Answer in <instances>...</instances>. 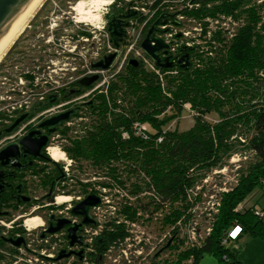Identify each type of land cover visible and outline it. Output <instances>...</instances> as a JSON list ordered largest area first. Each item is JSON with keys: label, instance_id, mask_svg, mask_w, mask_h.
Returning a JSON list of instances; mask_svg holds the SVG:
<instances>
[{"label": "trees", "instance_id": "1", "mask_svg": "<svg viewBox=\"0 0 264 264\" xmlns=\"http://www.w3.org/2000/svg\"><path fill=\"white\" fill-rule=\"evenodd\" d=\"M199 4L198 10L182 12L202 26L197 39L200 44L190 48L182 45L180 50L179 58L188 55L189 68H180L178 58L172 68L162 69L160 79L139 66L127 67L103 92H94L89 104L82 108L74 105L73 117L84 119L78 128L63 126L57 131L75 170L90 180L88 184L81 183L78 175L67 179L80 182L79 193L93 187H110L109 182L92 181L103 176L129 196L149 195L124 206L119 214L130 219L137 212L152 219L160 215L149 225L159 234L169 231L172 241L168 244V239L152 264H197L204 253L225 264H240L235 259L238 252L226 248L229 232L234 227L241 229L233 242L246 234L264 239V213L248 204L255 190L264 191V1L199 0ZM205 19L221 24L216 31H206ZM61 94L55 103H50L53 98L37 103L29 111L28 120L70 98L66 91ZM185 106L193 114L192 127L170 130L169 125ZM209 114H216L218 119L208 120ZM135 124L143 131L136 133ZM77 131L83 134L77 136ZM239 149H246L253 159L238 162L233 183L218 194L217 212H209L210 217L207 212L202 214L205 220L212 219L210 235L188 243L193 209L205 202L204 186L196 188L206 173L222 170L228 160L238 156ZM42 162L45 171L39 178L40 185L48 191L53 184V195L45 196V201L71 196L72 190L62 186L67 176L60 177V166L48 159ZM52 165L54 172L48 174ZM24 206L31 207L30 203ZM107 225L102 237L108 244L124 238L121 228L110 229L114 223ZM223 240L226 243L222 245ZM0 247L13 252L3 243ZM96 248L102 249V245ZM1 261H7L3 254Z\"/></svg>", "mask_w": 264, "mask_h": 264}, {"label": "built area", "instance_id": "2", "mask_svg": "<svg viewBox=\"0 0 264 264\" xmlns=\"http://www.w3.org/2000/svg\"><path fill=\"white\" fill-rule=\"evenodd\" d=\"M175 2L177 4V10L172 12H158L159 9L164 8L162 6V0H113L111 4H106L101 7L102 11L99 13L100 19L98 22H100L101 20L104 21L105 23L103 24V26L99 27L97 24V26L94 27L92 25V27L95 28L94 30H96L100 34L99 39H97L95 36H90V34H92L93 32L90 31V28H88L89 24L78 23L76 21V12L73 6L72 11L75 14L73 20L74 30L77 31L81 29V26H83L85 28L82 29H86V31L88 32L87 36L85 37H75V41L72 45V48L68 50V55L67 53L64 54L67 63L70 62L69 59H71V57H73L74 62L71 66H67L65 72H60L58 74L59 69H55V71L50 72V74L48 75L39 74L35 77L36 82H34L35 80L33 82L29 81L24 78L23 75H20L19 80H21L23 83L27 82L28 86L32 84V87L27 90L25 95L26 99H23L22 102L20 101L18 103L12 102V107H10L9 109H7V107L9 106L5 105V103L0 104V124H3L4 126L13 124L14 121L22 115L27 116L26 123L29 121H31L32 123H37V121H39L40 119H42V117L46 115L52 118L56 115L72 111V116L68 120V122L60 124L59 126L60 128H62L63 126L73 127L74 125H76L77 128L79 127V124L76 123H79L84 119H76L75 117H73L75 106L77 105V107L80 106L82 108L84 105L89 104L91 102L90 97L93 95V93L96 91L103 92L105 88L108 87L109 83L115 78L116 74L120 72V69L124 64V62L120 63V69L110 75H107V73H109L108 70L103 71L95 69H84L83 60L85 58V52L82 44L85 43L87 45L89 43H94L96 46H99L103 44L102 42L105 39L108 40V31L106 30V17L111 8L114 9L115 13H117L119 17H121L123 13H132L134 14V17L129 20V25L126 29V34L122 39L123 44L121 46V49L118 50V53L113 47L108 52H106V54H115V62H117L118 64L123 54H127L130 56L129 61H137L142 68L148 70L154 76H157L161 79L164 75L162 74V69L158 68L150 60V58H148L143 53L140 48L141 43L144 40L145 35L148 29H150V27L152 26V24L157 19H159V22L155 26V29L151 36L162 40L164 44L168 46L167 55H165L162 51L160 53V57L162 61L168 58L171 63L179 58L181 50L179 46L184 45L185 48H190L193 46V44H191L190 42H186V40H188V38L186 37H188L190 33V31H187L188 26L192 24L194 26V30L202 31L201 24L196 23L192 19L186 18L182 14V12L184 11L190 12L198 10L200 7L199 1L175 0ZM169 4H174V2H170ZM168 14H170L171 16H169ZM196 28H198L199 30ZM201 33L198 35V37L201 36ZM210 34L211 32L208 33V36H210ZM62 49L64 50L66 48L63 47ZM126 59L128 58L124 57L123 61H125ZM67 63L62 62L61 64ZM67 72L75 73V75L70 76ZM93 76H96L97 80L89 88H83L81 82L84 79L92 78ZM38 87L40 88V91L37 94L35 91ZM82 89L85 90L80 94L72 95L75 90ZM61 91H66L68 95H70V98L62 100L58 104H53L45 111H42L40 114H37L36 118L28 120L29 111L37 103L44 102L46 98L54 99L56 96H58L59 93H61ZM44 95H46L47 97H44ZM68 95L66 94V97ZM34 103L36 104L34 105ZM22 127L20 128L18 133L21 132ZM133 129L136 131V133L140 132V130L143 131V128L141 129L138 124H135ZM80 132L81 134H83L82 131ZM78 133L79 132L77 131L75 134L78 136ZM13 135L10 137V139L13 137ZM61 137V134L59 132L57 133L56 130L55 133L49 139L50 141L46 148V155L48 156L51 162L53 160L51 159V153L49 152L50 148L56 149L62 155L65 154L63 147L60 144L53 145V143H57L58 141L65 142L64 140L62 141ZM67 159L72 163L71 159H69L68 157ZM232 159H237V162L241 161V158L239 156L231 158L230 161ZM63 161L66 162L65 159H60L57 161H53L52 163L58 164ZM62 167H64L65 170V165H63ZM223 169L217 171V175H221L223 176V178L221 181V185L219 187H216L217 189L214 190V196L217 198V200L215 203H212V206L207 212V217H210L209 212H217L216 207L218 205V194L226 192L228 190L227 183L225 182V179H227V177L222 174ZM233 169H235V167H233ZM102 179H104V177L93 178L92 181H101ZM207 181V179L203 180V184L200 187H197L196 190H200L202 186L207 184ZM118 188L120 189L119 186ZM107 189L110 190L112 188L93 187L92 189H89L90 193L88 195H92L95 192L106 191ZM120 192H123V190L120 189L118 194H120ZM124 193L125 198L116 201V205L113 206L114 212L111 215L113 216V218L108 221L98 220L95 213V211L100 209L102 202L109 204V202L105 198H101V203L97 207L90 209L89 215L92 221L95 222V226H81V230L78 233V236L80 237L82 246H75L71 248V251H74L73 256L68 259L60 260H58V257L61 253H64L65 248L61 247L57 250L59 243H61V240L58 238V235L50 236L46 233L42 234L39 240V246V241L37 240L36 234H38V231L46 232L45 225L43 226V223L39 224L37 223V221H34L35 223L33 225L26 223L28 220H34L37 218L41 220V218L37 216L30 217L23 222L24 224H22V221L20 224L18 221L22 217H24V215L16 217L12 216V218L8 220V218L10 217L9 213L7 212V210H2L0 208V245L3 243L4 246L6 245L13 249V252L10 253L5 252L0 247V254H3L7 258V261H1L0 264H152V261L158 258V252L161 251L163 245L168 241V239H170V234L169 232L160 233L161 236L157 240V243L153 241L154 238L149 234L145 236L143 233H141L142 236H135L137 234V232L135 231L136 229H148V226H150L149 222L153 221V219L155 220V218L152 219L143 212L135 213L133 219H130L128 218V216H125L123 214H119L121 213V210L124 206H131L138 200V195L129 196L126 192ZM57 198H59V196H56L54 198V203L56 205H61L60 203H57ZM82 198L83 197L81 195H77L76 197L69 199V202H65L66 206L59 213H57L59 215L58 217L65 218L66 220L70 221V224L76 225V219L72 216H69V214L72 209L73 199L74 201H76L75 203H77ZM206 203L209 204L210 202L206 201ZM7 215H9V217ZM208 221H211V224H208L207 228H205L204 230L199 227L198 221L192 222L189 230V239L196 243L202 240L203 236H209L211 233L212 219L209 218L204 220V222ZM112 223H114V225H110V229L111 227L114 228L115 226H118L123 231L124 238H118L111 244H108L103 239L102 234L104 232L105 226H109L107 224ZM195 228L199 229L198 233L196 232ZM110 232H113V229ZM240 233L241 229L239 227H234L228 234L227 242L236 241ZM6 240H22L23 244L20 247L15 248L10 246L9 244H6ZM225 243L226 240H223L221 242L222 245ZM98 245H102V249H97L96 246ZM157 246H160V248L157 249ZM156 254H158L157 257ZM187 264H191V262L188 261Z\"/></svg>", "mask_w": 264, "mask_h": 264}, {"label": "rangeland", "instance_id": "3", "mask_svg": "<svg viewBox=\"0 0 264 264\" xmlns=\"http://www.w3.org/2000/svg\"><path fill=\"white\" fill-rule=\"evenodd\" d=\"M73 1L74 2L72 4V7L75 6L76 3L79 2V1H84L86 3H89V0H73ZM118 1H122V0H118ZM255 1L256 0H252V2H255ZM262 1H264V0H262ZM47 2L50 3V0H44L40 4V6L34 11V13L32 14L31 18H29L28 21L25 23V25L23 27V30L19 34L18 38L6 50V52L4 53V55H3V57H2V59L0 61V104L5 103V105H8L9 107H7V109L12 107V104H11L12 102L18 103L20 101L22 102L23 99H26L25 98L26 97L25 96L26 92H27L28 89H30L32 87V84L29 87H27L28 86L27 82L23 83L21 80H19L20 76L18 74L22 73V71L21 72L19 71L20 70L19 67L22 64L20 63L19 59H17V58H19V56H18L19 51L23 50V44H25V46H27L29 44V42H32L31 41L32 39L36 38V36H39V38H41V40H45L43 38V35H42L41 31H38L36 33V35L34 36V38H32L30 30H31V27L34 28V27H36L38 25L41 28V25L39 24V22H42L47 17L51 16V10L52 9H50V7L52 5L49 4L46 7ZM170 2H174V4H169ZM162 6L164 8L159 9L158 12H161V11L172 12V11L177 10V4H176L175 0H164V1L162 0ZM101 11H102V8L100 9L99 12H101ZM74 16H75V14H74ZM76 17H77V14H76ZM39 20H41V21H39ZM106 22H107V18H106ZM203 22L206 23V25H207L206 28H205L206 31H208L209 29H213L214 31H216L218 29V26L221 24V22H219V21L212 22V21H210L208 19H205ZM68 26H71L70 23L68 25H66L65 28L67 29ZM88 26H89L88 28H90V31L93 32L92 34H90V36H92V37L95 36L97 39H99L100 38V34L96 30H94L95 28H93L92 25H88ZM93 26L96 27L97 25H93ZM221 27H223V25ZM52 28H55V26L53 25ZM81 28H85V27L81 26ZM196 29H198V28H196ZM201 30H202V26H201ZM187 31H190V33H189V36L186 37V38H188V40L190 41L191 44L197 46L200 43V41L197 40V38H198V35L202 31L194 30V26L193 25L188 26ZM27 37L29 39H26ZM207 37H209L208 33H207ZM50 40H52V38H50ZM46 41L47 40H45V42ZM102 43L103 44L94 47V50H93L94 53L91 54V56H90L91 57L90 60L92 62H94V63H95L94 59L96 58L95 56L98 55V54H105V58L109 56L108 54H106V52H108L110 49L113 48L111 45H114L111 42V38L109 36V33H108V40L105 39ZM61 45L63 47L66 46L65 42H62ZM107 46H110V47H107ZM96 47L101 49V51L99 52L98 50H96ZM65 48H67V46ZM179 48H182V46H179ZM53 49H54V45L51 46V50H50V52L48 54H47V52H45V54H46L45 57L46 58H44L43 62L39 63L40 66H41V69H42V71H39L40 75L41 74H45V75L50 74V71L47 70V68H46V66H48L50 63H45V61H47L51 57H53L51 55V51ZM62 50H63L62 47L58 48V52L61 53ZM124 57L128 58V59L123 61ZM129 58H130L129 55L123 54L119 64L117 62H115V59H114V61L111 63V65H110V67L108 69L109 73H107V75H110L113 72L119 70L120 69V63L124 62V64H125L126 61H128V64H129ZM13 59H16V61H12ZM59 60H61V59H59ZM53 62H54V66L56 67V69H59L58 70V74L60 72H65L66 71V68H67L66 64L62 65L61 62L59 63L58 61H55V60H53ZM63 63H67V61L63 60ZM10 66L17 68V70H15V69L11 70V68H9ZM129 68H133V67L130 66ZM10 70L12 72H15L13 74V76H15V77H13V76L12 77L10 76V78L7 77V72L6 71H9V73H10L11 72ZM52 71H55V70L52 69ZM25 73L26 72H24V74ZM67 73L69 74V72H67ZM116 76H118V74H116ZM116 76L111 82H113L116 79ZM7 80L14 81V83H11L10 81H7ZM34 82H36V80ZM86 102H87V100H86ZM35 104L36 103H34V105ZM184 108L185 109L182 111V113L180 114L179 118L173 120L171 122V124L169 125L168 128L170 130L177 129L178 131H185V130H188L190 127H192V125L194 123L193 122L194 121L193 120V114L190 113L191 110H190L189 106H185ZM206 116H207L208 120L218 119L216 114H209V115H206ZM214 121H216V120H214ZM80 123H83V121H81L79 123H76V124H80ZM75 128H77V127H75ZM59 129H62V128L59 127L57 129V131ZM78 132H79L78 135H81V132L80 131H78ZM64 143L65 142L58 141L57 143H53V145L54 144H58V145L60 144L62 146ZM237 153H240V154H238V156L241 158V161H243L244 163L246 162V160L250 161V160L253 159L252 154L250 152H248L246 149H239V151H237ZM237 161H238L237 159H232L230 161V165H233L235 167V169H233V168H228V167L226 168V166L229 164V160H228L226 162L227 165L224 167V169L222 171V174L225 175V177H227V179H225L226 180L225 182L227 183V187H229L233 183V181H234V179L236 177L235 172L239 169ZM55 165L60 166V167L65 165V167L67 169L65 168V170H64V167H62L60 169L61 174H64V175L68 174V175H66L67 177H66L65 184L62 185V186H65L68 190H72L73 191L71 196L60 195L59 197H71V198L76 197L79 194L78 190L80 189V186H79L80 182L75 184V182L72 183V181H69L67 179L70 178L71 176L78 175V176H80L79 179H81V181H82L81 183H83V181L85 179H88V177H85V176L81 177V174L79 173L80 171L79 170H77V171L75 170L76 169L75 163L72 161V163L70 164L68 159L66 160V162L63 161V162H60V163L55 164ZM52 171H54V169H52ZM217 171H219V170L215 169V171L212 170L211 172L206 173L207 175L205 174V176H206L205 179L208 180L207 184L204 185V188L206 190V195H205V197L203 199H205V202L201 206H199L198 208H194L193 209V213H194V217L193 218L194 219H193L192 222L198 221L199 227L202 230L207 228L208 224H211V221L204 222V220H205L204 218L205 217H203L202 214L208 212V210L212 206V203L216 202L217 198L214 196V190L217 189L216 187H219V185H221L222 177H221V175H217L218 174ZM49 172H51V171H49ZM90 172L91 171L89 170L88 174H90ZM91 177H92V175L90 176V178ZM101 177H103V176H101ZM102 181L109 182V185H110V187L112 189H110V190L107 189L106 191H102V192H95L93 194H97V196H99L100 199L101 198L102 199L105 198L109 202V204L102 202L101 203L102 205L100 206V209L95 211V213H96V216H97L98 220H100V221H108L111 218H113V216H111V215L114 212L113 211V206L116 205V201L117 200H122L123 198H125V196H124L125 193L123 191V192H120V194H118L120 189L118 188V186L112 184V182L109 179L104 177V179H102ZM201 184H203V181H202ZM201 184L199 183L200 186H201ZM106 188H109V187H106ZM33 191H34L33 194L30 196L31 198L33 196H38V199L40 200L42 194H43V197L46 195V191L45 190L42 191V189L37 188V187L33 188ZM89 193H90V191L88 190L86 195H88ZM148 196H149L148 194L140 193L138 195V199L145 200L146 198H148ZM206 201H209L210 203L207 204ZM68 202H69V200H68ZM75 202L76 201H74V199H73V203H75ZM66 203H67V201H66ZM66 203L65 202L61 203V205H62L61 208H64L63 204H66ZM33 204L36 205V207H35V210L37 212L36 214L32 213L33 209L30 210V211H27L25 209L22 210V208H20V207L17 209L16 207H18L19 205L15 206V207H12V206H9V205L6 204L5 206L1 205L0 208L2 210H7V212L10 215V217H9V215H7L9 217L8 220H10L12 218V216H15V217L16 216H23L25 214L24 217H22L18 221L20 224H21V221H22V224H24L23 222L25 220H27L28 218H30V217L37 216V217L41 218V220L43 221V226L45 225L46 232L38 231V234H36L38 241L40 240L41 235L45 234V233L50 235V236L58 235V238L60 240L65 239L67 237V231H66L67 227L66 226H64L63 228H61L58 232H56L54 234H49L48 233L50 224H52V227H55L56 226V222L60 221V220L63 221V219L62 218H54V216H50V218H49V213L44 211V209L42 208V207L46 206L48 203H45L46 204L45 205V204L41 203L40 201H37V202H35ZM248 204L252 205V206H255L257 211H261V212L264 213V191L255 190V192L249 198ZM20 205H21V203H20ZM24 211H27V212H24ZM69 216H71V215L69 214ZM47 218L50 219V222H49V219L47 220ZM153 218H160V215L156 214V215L153 216ZM262 221H263V224H264V218L262 219ZM150 228H152V229H150ZM153 228H154L153 226H151V227L148 226V229L147 228H138V229L135 230L137 232V234L135 236H142L141 233H143L145 236H147L149 234V235H151L154 238L153 241L155 243H157V240L160 238L161 234L155 232ZM138 232H140V233H138ZM188 237H189V233H188ZM119 239H121V238H119ZM190 242H193V241L189 239L188 243H190ZM64 245H65V242H63L62 244L59 243V245L57 247V250L59 248H61V247H64ZM74 245L76 246L77 244H74ZM226 245H227L226 248L228 250L238 252L237 253V262L238 263H240V264H264V239L262 237H260V236L251 237L249 234H246V235H242V237L237 242H230V243H227ZM39 246H40V241H39ZM71 248H73V247H71L69 245V243H68V245L65 248V256L66 255L67 256L69 255V256L67 258H63V259H68L71 256H73L74 251H71ZM159 248H160V246H157V249H159ZM65 261H67V260H65ZM232 262H234V260H232ZM197 264H225V263L219 262L217 260V258L215 256H213L212 254L204 253L203 256L198 260Z\"/></svg>", "mask_w": 264, "mask_h": 264}, {"label": "flooded vegetation", "instance_id": "4", "mask_svg": "<svg viewBox=\"0 0 264 264\" xmlns=\"http://www.w3.org/2000/svg\"><path fill=\"white\" fill-rule=\"evenodd\" d=\"M73 2H74L73 0H50V3L47 2L46 7L49 4L52 5L50 7V9H52L51 10V16L47 17L44 21L39 22V24L41 25V28L38 25L34 28L31 27V30H30L32 38H34V36L36 35V33L38 31H41L43 38L47 41L45 42V40H41V38H39V36H36L35 39L31 38L32 42H29V44L27 46H25V44H23V50L19 51V53H18L19 58H17V59H19L20 63L22 64L19 67L20 68L19 71L20 72L22 71L21 74H18L19 76L23 75L24 78L33 82L35 77L40 74L39 71H42L39 63L43 62L44 58H46L45 52H47V54H48L51 50L52 45H54V49L51 51V55L53 57H51L49 60L45 61V63H50L48 66H46V68L50 72H53L52 69L53 70L56 69V67L54 66L53 60L58 61L59 63L60 62L62 63L63 60H65V57L63 55L65 53H67V55H68V50L72 48V45L74 44V41H75V37L79 38L80 36H83V37L87 36L88 32L86 31V29L81 28L77 31L74 30V27H73L74 12L72 11ZM110 14H114V16L117 19H120V21L126 23V27H124V35L122 36V39H123V37L126 34V29L129 25V20L132 18V17L128 18V15L132 14V13H123V15L121 17H119V15L117 13H115L114 9L111 8L107 17H106L107 23L109 21L108 16ZM168 15L171 16L170 14H168ZM39 21H41V20H39ZM69 23L71 26H68V28L66 29L65 26L68 25ZM53 25L55 26V28H52ZM106 30H107V26H106ZM146 35H147V33H146ZM146 35H145V37H146ZM151 37H153V36H151ZM50 38H52V40H50ZM26 39H29V38L27 37ZM122 39L117 40V47L115 45H111L112 47H114V49L117 51V53H118V50L121 49V46L123 44ZM62 42H65L67 48L62 50L60 53V52H58V48L59 47L63 48V46L61 45ZM82 46H83L84 52H85V58L83 60L84 69L94 70L93 65L97 64L98 62L103 61L105 59V54L96 55V58L94 59L95 60V63H94L90 60V58H91L90 56H91V54L94 53L93 50H94V47L96 45L94 43H89L87 45L85 43H83ZM96 50H98L99 52L101 51V49H99L97 47H96ZM72 56H75V55H72ZM59 59H61V60H59ZM73 60H74L73 57H71V59H69L70 62L67 63L66 65L68 67L71 66L72 63L74 62ZM12 61H16V59H13ZM135 62L138 64L137 66L141 67L137 61H135ZM130 66L131 65L128 64V61H126V63L122 65L120 72L123 71V69H125L127 67L129 68ZM9 68H11V70L12 69L17 70V68L12 67V66H10ZM95 70H102V69H95ZM103 71H105V70H103ZM6 72H7L8 78H10V76L12 77L13 74L15 73L12 71L10 73H9V71H6ZM24 72H26V73L24 74ZM69 75L73 76V75H75V73L69 72ZM13 77H15V76H13ZM88 79H90V78H87L84 80H88ZM7 81H10V80H7ZM10 82L14 83V81H10ZM36 91H38V93H39L40 88L39 87L36 88ZM81 92H83V91L82 90H75L72 95L80 94ZM61 95L62 94L59 93L58 96H56L54 99H52L50 101V103L51 102L55 103L58 100L60 101ZM63 95L66 97V94H63ZM78 107H80V106H78ZM48 118H50V116L48 117L46 115V116L42 117V119L37 121V123H32L31 121L26 123V121H27V118H26L10 134H6L5 131L8 128H10L12 126V124H10L8 126H4L3 124H0V152L3 151L5 148L15 146L19 142V140L22 139L29 132L37 131L38 126L40 124H42L44 121H46ZM22 126H24V127H22ZM21 127H22L21 132L18 133V131L20 130ZM59 127L60 126H58V128ZM39 131L42 134L45 133V131L43 129H40ZM12 135H13V137L10 139V137ZM49 139H50V137H49ZM49 141L47 143V146L49 144ZM47 146H46V148H47ZM46 148L40 152V157H38V158H33L32 156H27V155L20 153L16 159H13V160L11 159V160L7 161L8 163L6 166L0 167V204H5V205L7 204V205L12 206V207L19 205L18 207H16L17 209L19 207L22 208V210L25 209L27 211H30L33 209L32 213L36 214L37 213L35 210L36 205L33 203L40 201L43 204L48 203L47 205L45 204L46 206L43 205L44 207H42V208L44 209V211L49 213V218H50V216H54V218H61V217H58L59 215L57 213H59L63 209V208H61L62 205H56L54 203V201L53 202H47L44 199L45 196L50 197L53 195V184H52L51 188L48 189V191L45 190L46 195L43 197V194H42L40 200L38 199V196H33L32 198L30 197L34 192L33 188L37 187V188L42 189V191H44V189H45V186H43V184L40 185L41 181L39 180V178L42 176L43 172L45 171V164L42 161H44L45 159L49 160V158L46 155ZM49 162H50V160H49ZM61 168L62 167H60V169ZM52 169H54L53 165L48 168V174H49V171H52ZM46 175H47V173H46ZM60 177L65 178L66 175L62 174ZM70 181H72V180H70ZM52 183H53V181H52ZM72 183H73V181H72ZM83 183L88 184V183H90V180L85 179L83 181ZM68 191H71V190H68ZM62 192L64 193L66 191H64V189H62ZM71 192H73V191H71ZM86 194L87 193H83V194L79 193L78 194V195H81L83 197L80 201H82L86 196H88ZM79 202L72 203L73 204L72 208L76 204H78ZM20 203H21V205H20ZM27 203H30L31 207L27 208L26 206H24ZM63 205H64V207L66 206L65 204H63ZM54 206H58V207H54ZM27 211H24V212H27ZM72 217L76 219V222H77L76 226L81 225V222H82L81 217H75V216H72ZM49 218H47V220ZM62 219L66 220L65 218H62ZM66 221L69 222V225L66 226L67 230L70 227L74 226V225L70 224L69 220H66ZM49 222H50V219H49ZM81 226H84V225H81ZM81 226L79 227V231L76 234L77 237L79 238V240H80V237L78 236V233L81 230ZM167 232H169V231H167ZM67 238H68V231H67V237L65 239L61 240V243L65 242L64 248H66L68 243L70 245V241ZM171 241L172 240L170 239L168 244ZM80 242H81V240H80ZM76 246H82V242L80 245L77 244ZM72 247H75V245ZM64 254H65V251H64Z\"/></svg>", "mask_w": 264, "mask_h": 264}, {"label": "water", "instance_id": "5", "mask_svg": "<svg viewBox=\"0 0 264 264\" xmlns=\"http://www.w3.org/2000/svg\"><path fill=\"white\" fill-rule=\"evenodd\" d=\"M34 0H0V43L6 37V35L10 32V30L15 26L19 18L23 15V13L27 10L30 4ZM134 17V14H129L128 18ZM163 17V16H161ZM107 23V31L111 38V42L117 47V40L121 39L124 35V27H126V23L117 19L114 14H110L108 16ZM159 19H157L150 29L147 32L146 37L141 43V50L143 53L150 58V60L160 69H170L172 68V63L169 62V59L166 58L163 62L160 57V53L166 55L168 46L164 44V42L160 39L151 37V34L154 31V27L158 24ZM115 58V54H111L106 57L103 61L98 62L93 65L94 69H102L107 70L111 63ZM177 64L182 69H187L190 66L188 61V55L184 54L181 56ZM129 65L133 67H137V63L134 60L129 61ZM97 80L96 76L88 80H84L81 82L82 87L89 88L95 81ZM72 116V111L66 112L60 115H56L52 118L47 119L42 124L38 126L37 131H31L26 134L15 146H11L5 148L0 152V167H4L7 165V161L16 159L20 153L32 156L33 158L40 157V152L46 148L47 143L49 141V137H51L57 127L60 124L68 122V120ZM27 118L26 115L20 116L17 120L14 121L12 126L8 128L5 133L10 134L21 122H23ZM43 129L45 131L42 134L39 130ZM101 203V199L99 196L92 194L86 196L82 201L76 204L70 211L72 216L81 217L82 222L81 225L84 226H95V222L90 218L89 212L91 208L97 207ZM52 218V217H51ZM69 222L66 220H60L56 222V226L52 227V224L49 225V234H54L58 232L64 226H68ZM81 225H74L70 227L68 231V240L70 241V246H74V244H81L79 238L77 237V232L79 231V227ZM6 244H9L12 247L18 248L23 244L22 240L12 241L6 240ZM80 255V254H78ZM69 256V255H68ZM64 253H61L58 257V260L67 258ZM235 259L237 260V253L235 254Z\"/></svg>", "mask_w": 264, "mask_h": 264}, {"label": "bare ground", "instance_id": "6", "mask_svg": "<svg viewBox=\"0 0 264 264\" xmlns=\"http://www.w3.org/2000/svg\"><path fill=\"white\" fill-rule=\"evenodd\" d=\"M44 0H34L27 10L23 13V15L19 18L15 26L10 30V32L6 35V37L0 43V61L6 52V50L14 43V41L18 38L19 34L22 32L25 23L31 18L34 11L40 6V4ZM102 0H89V3L84 1H79L74 6V10L77 14L76 21L78 23H87L89 25H97L99 24V11L102 6H104ZM51 159L53 161H57L60 159H64V156L59 153L56 149L50 148ZM60 198V197H59ZM69 199H64L60 202H68ZM37 219L28 220L26 223L33 225Z\"/></svg>", "mask_w": 264, "mask_h": 264}, {"label": "clouds", "instance_id": "7", "mask_svg": "<svg viewBox=\"0 0 264 264\" xmlns=\"http://www.w3.org/2000/svg\"><path fill=\"white\" fill-rule=\"evenodd\" d=\"M102 2L104 3V4H111L112 2H113V0H102ZM105 22L104 21H100L99 22V25L98 26H103V24H104ZM154 29H155V27H154ZM162 60V59H161ZM170 62V61H169ZM64 155V159L65 160H67V154L65 153V154H63ZM69 163H71L70 161H69ZM64 199H71V197H60V198H57V203H60L62 200H64ZM37 223H39V224H42L43 223V221L42 220H39L38 218H37Z\"/></svg>", "mask_w": 264, "mask_h": 264}]
</instances>
